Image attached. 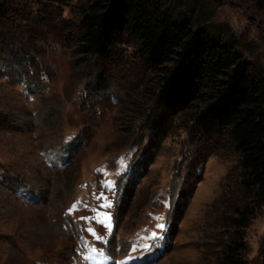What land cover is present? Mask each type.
<instances>
[{
	"label": "rangeland",
	"instance_id": "rangeland-1",
	"mask_svg": "<svg viewBox=\"0 0 264 264\" xmlns=\"http://www.w3.org/2000/svg\"><path fill=\"white\" fill-rule=\"evenodd\" d=\"M80 1L10 0L0 20V54L14 48L35 55L33 66L47 75L33 96L0 75V264L92 262L93 255L75 256L84 219L79 224L66 211L76 204L77 216L86 212L88 196L107 190L104 179L114 181L115 196L108 257H134L142 243L130 251L132 242L162 220L165 241L154 238L141 249L138 264H220L226 204L240 196L237 154L221 129L185 120L173 105L142 109L136 99L153 71L133 41L118 42L103 57L77 53ZM200 2L221 41L264 76V9L251 0ZM66 140L72 147L60 167ZM245 242L246 263L260 264L264 203L245 228Z\"/></svg>",
	"mask_w": 264,
	"mask_h": 264
},
{
	"label": "trees",
	"instance_id": "trees-1",
	"mask_svg": "<svg viewBox=\"0 0 264 264\" xmlns=\"http://www.w3.org/2000/svg\"><path fill=\"white\" fill-rule=\"evenodd\" d=\"M251 1L264 9V0ZM205 6L197 0H81L73 39L76 52L86 58L103 57L118 42L133 41L153 71L136 99L142 109L173 105L185 112V120L225 133L238 158L240 196L226 204L230 214L223 220L218 260L247 264L245 228L264 203V76L221 41ZM9 12L10 0H0V20ZM15 50L0 54V75L18 79L21 90L33 96L41 91L37 79L44 80L43 71L33 66L35 55ZM82 91L86 99L93 94ZM260 255L264 264V242Z\"/></svg>",
	"mask_w": 264,
	"mask_h": 264
},
{
	"label": "snow or ice",
	"instance_id": "snow-or-ice-1",
	"mask_svg": "<svg viewBox=\"0 0 264 264\" xmlns=\"http://www.w3.org/2000/svg\"><path fill=\"white\" fill-rule=\"evenodd\" d=\"M105 206L106 207H111L110 204L109 205H105ZM105 219L108 220V221H110L111 220V217L110 216H106ZM157 227L160 228V229H163L165 227V225L161 223V224H158ZM109 228H111V224L110 223H109ZM89 231H91V229H89ZM152 235L155 237L156 234L153 233ZM92 251L95 252V249H92Z\"/></svg>",
	"mask_w": 264,
	"mask_h": 264
}]
</instances>
